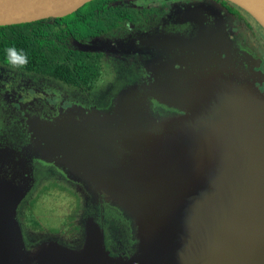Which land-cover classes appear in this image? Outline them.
I'll list each match as a JSON object with an SVG mask.
<instances>
[{
	"label": "rangeland",
	"instance_id": "obj_1",
	"mask_svg": "<svg viewBox=\"0 0 264 264\" xmlns=\"http://www.w3.org/2000/svg\"><path fill=\"white\" fill-rule=\"evenodd\" d=\"M74 47L103 51L100 77L88 88L0 65V264H180L198 247L192 233L225 208L207 171L235 194V220L264 230V189L247 187L237 135L167 154L163 142L143 157L100 143L68 148L67 137L79 142L65 130L75 125L69 114L103 127L101 141L142 149L141 124L155 138L186 127L215 137L218 110L166 95L186 88L184 80L152 76L123 60L131 57L125 50L94 38Z\"/></svg>",
	"mask_w": 264,
	"mask_h": 264
},
{
	"label": "trees",
	"instance_id": "obj_2",
	"mask_svg": "<svg viewBox=\"0 0 264 264\" xmlns=\"http://www.w3.org/2000/svg\"><path fill=\"white\" fill-rule=\"evenodd\" d=\"M150 1L154 0H94L63 17L0 26V65L14 70L7 62L6 50L15 48L18 52L26 54L28 58L27 66L15 71L55 79L77 88H88L100 77L103 51L78 50L74 47L76 43L84 44L94 38L98 43L104 42L118 50L134 49L148 58L154 46L145 41L172 35L168 31L170 25L185 22L184 14L192 7L187 0L168 2L160 6L145 5ZM203 56L206 65L205 77L195 82L201 85L206 82L214 84L218 73H210L209 70L212 64L217 62V58L215 60L214 56L205 54ZM195 65L197 64L192 66ZM237 65H239L237 62L232 61L224 68L226 76L223 82L228 88L231 87V83L237 82L238 87L237 116L234 121L230 116L227 119L229 121L232 119V123L229 124L232 126L231 132L234 125L242 131L243 151L249 158L246 159L249 170L245 177L249 178V182L264 185V94L255 82L245 81L244 78L239 77ZM227 107L232 108L230 104ZM67 119H76L74 126H70L68 121V126L65 127V130L71 133L69 135L79 140L77 146H74V142L72 143L67 137L69 140L66 145L73 149L94 148L100 143L113 147L121 146L132 152L134 156L143 157L148 156L152 149L159 147L163 142H167L163 151L165 154L172 150H189L214 143V136L206 137L196 129H184L175 135L155 138L151 132L139 128L144 145L142 149H138L133 146L134 143L101 141L103 135L99 132L104 128L95 125L84 116L75 114L71 117L69 114ZM216 131L217 129L213 133L215 136ZM85 132V138H80L79 134ZM81 139H86L82 145ZM86 142L89 143L86 145Z\"/></svg>",
	"mask_w": 264,
	"mask_h": 264
},
{
	"label": "flooded vegetation",
	"instance_id": "obj_3",
	"mask_svg": "<svg viewBox=\"0 0 264 264\" xmlns=\"http://www.w3.org/2000/svg\"><path fill=\"white\" fill-rule=\"evenodd\" d=\"M157 1L159 0L151 2ZM173 1L182 2L184 0H163L162 3H153V5L160 6ZM192 1L194 3H190ZM187 2L189 5L192 4V7L184 14L185 22L170 25L168 31L172 35L145 41L154 46L148 58L134 49L125 48L120 50H125L131 54V57L128 59L123 57V60L142 68L152 76L168 77L171 75L184 80L186 88L175 90L174 87H170L166 90V95L179 99L192 98V101L218 103L217 134L214 140L216 138L217 140L232 139L231 137L236 135L240 139L241 129L234 125L231 132L232 126L229 125L238 113L237 82L231 83L230 88L227 87L223 82L226 76L224 68L229 62H237L239 77L244 78L245 81L255 82L264 94V26L251 14L226 0H187ZM180 33L182 35H179ZM164 37L173 38L174 41L164 42L162 41ZM176 39H183L186 43L178 42ZM204 54L214 56L215 60L217 58V62L212 64V67L209 66L210 73H218L214 84L206 82L201 85L195 82L205 77ZM193 64L197 65L192 66ZM229 104L232 108L227 107ZM228 116L232 118L230 121L227 119ZM227 125H229V133H225ZM141 127L148 132L142 124ZM184 129L195 128L186 127ZM184 129L166 136L175 135ZM237 223L246 229L242 222Z\"/></svg>",
	"mask_w": 264,
	"mask_h": 264
},
{
	"label": "water",
	"instance_id": "obj_4",
	"mask_svg": "<svg viewBox=\"0 0 264 264\" xmlns=\"http://www.w3.org/2000/svg\"><path fill=\"white\" fill-rule=\"evenodd\" d=\"M94 0H0V26L31 23L45 18H58L74 13L83 5ZM242 8L264 26V0H226ZM178 42L186 43L183 39ZM164 42L174 41L164 37ZM227 140V139H226ZM230 142L231 139H228ZM208 144L207 146H210ZM195 149H206L205 147ZM239 150L245 162L248 155L243 151L242 137ZM246 163V162H245ZM212 185L223 191L225 208L222 215L209 225L202 234L193 232L198 247L189 253L180 264H264V230L243 229L235 220L232 209L235 205L230 186L220 179L217 171L206 172ZM247 187L256 190L264 185L249 182ZM258 187V188H256ZM163 222V221H161ZM188 234L187 232H185ZM222 242L217 241V235Z\"/></svg>",
	"mask_w": 264,
	"mask_h": 264
},
{
	"label": "clouds",
	"instance_id": "obj_5",
	"mask_svg": "<svg viewBox=\"0 0 264 264\" xmlns=\"http://www.w3.org/2000/svg\"><path fill=\"white\" fill-rule=\"evenodd\" d=\"M7 51V62L14 70H20L27 66L28 58L23 52H18L15 48H9Z\"/></svg>",
	"mask_w": 264,
	"mask_h": 264
},
{
	"label": "bare ground",
	"instance_id": "obj_6",
	"mask_svg": "<svg viewBox=\"0 0 264 264\" xmlns=\"http://www.w3.org/2000/svg\"><path fill=\"white\" fill-rule=\"evenodd\" d=\"M235 195V194H234ZM189 226H190V224H189ZM188 226V228L187 227H184V229H183V231L184 232H187V233H190V232H192V230H194V229H191V227H189ZM198 231V230H197Z\"/></svg>",
	"mask_w": 264,
	"mask_h": 264
}]
</instances>
